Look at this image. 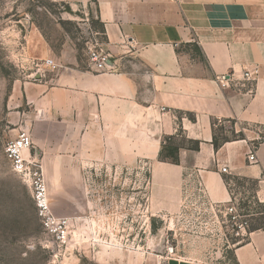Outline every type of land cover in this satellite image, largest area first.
Returning <instances> with one entry per match:
<instances>
[{"label": "crops", "instance_id": "obj_1", "mask_svg": "<svg viewBox=\"0 0 264 264\" xmlns=\"http://www.w3.org/2000/svg\"><path fill=\"white\" fill-rule=\"evenodd\" d=\"M48 1L102 33L112 69L97 70L73 41L55 52L32 23L27 54L62 67L15 80L9 101L23 115L21 128L32 133L31 155L44 175L62 182L70 176L61 189L75 191L85 176L109 174L110 165L146 161L197 176L216 203L232 200V178L255 181L254 197L264 202V144L258 162L247 160L264 132V0ZM254 69L255 82L242 80ZM240 84L254 92L238 90ZM220 127L234 136L217 149ZM165 138L180 144L179 163L161 160ZM158 264L213 263L168 257ZM226 264H264V228L250 231Z\"/></svg>", "mask_w": 264, "mask_h": 264}, {"label": "rangeland", "instance_id": "obj_2", "mask_svg": "<svg viewBox=\"0 0 264 264\" xmlns=\"http://www.w3.org/2000/svg\"><path fill=\"white\" fill-rule=\"evenodd\" d=\"M64 7L48 0H0V264H158L168 257L226 264L234 247L264 225L255 181L232 178V200L216 203L197 176L146 161L110 165L109 174L85 176L75 191L61 189L71 185L70 176L62 182L45 175L54 211L72 218L71 242L59 248L44 230L32 187L12 170L5 152L23 129V115L9 97L15 80L34 78L44 62L27 54L32 23L43 28L55 52L73 41L79 56H88L85 26L68 19ZM222 128L220 137L234 136Z\"/></svg>", "mask_w": 264, "mask_h": 264}, {"label": "built area", "instance_id": "obj_3", "mask_svg": "<svg viewBox=\"0 0 264 264\" xmlns=\"http://www.w3.org/2000/svg\"><path fill=\"white\" fill-rule=\"evenodd\" d=\"M86 31L88 35L86 39V45L88 46L87 54L90 64L100 71L112 69V66L108 63L109 53L106 52L104 41L101 38L102 33L91 27L86 29ZM41 65L37 71L32 74L34 78L39 74L43 75L45 72L43 69L45 68L57 72L62 67L54 58L44 59ZM257 76L258 69L245 70L242 74V80L245 82H255ZM220 81L224 86L229 84V78H220ZM237 89L246 90L251 93L254 92L253 85L249 87L246 84H240L237 86ZM259 144H264V132L258 137V144H252L248 151L247 160L250 163L258 162L257 147ZM32 148L33 137L31 132L22 129L16 137L7 142L5 152L10 160L12 170L24 180H27L31 185L37 214L44 230L53 238L59 248H66L72 239V218L66 215H58L54 211L42 164L35 156L31 155ZM226 170L227 168L224 167L223 171ZM234 209V206L229 208L230 211Z\"/></svg>", "mask_w": 264, "mask_h": 264}, {"label": "trees", "instance_id": "obj_4", "mask_svg": "<svg viewBox=\"0 0 264 264\" xmlns=\"http://www.w3.org/2000/svg\"><path fill=\"white\" fill-rule=\"evenodd\" d=\"M218 134H215V136H214V145H215V148H217V149L222 145L223 141L228 140L227 137H224V136L220 137V135H218ZM240 136H242V135H240ZM172 140H173V138H165V142H163V145H162L160 158H161V160H169L173 163H179L180 144L174 143V141H172ZM188 146L191 149L198 150L200 147V142L197 140H189ZM257 203L260 207L263 208L262 213H264V202H260L259 200H257ZM263 228H264V225L254 227L252 230L263 229Z\"/></svg>", "mask_w": 264, "mask_h": 264}]
</instances>
